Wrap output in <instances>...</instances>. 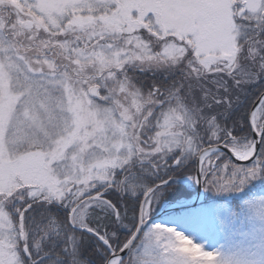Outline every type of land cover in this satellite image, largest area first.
I'll return each instance as SVG.
<instances>
[{"label": "snow or ice", "instance_id": "6c2138e0", "mask_svg": "<svg viewBox=\"0 0 264 264\" xmlns=\"http://www.w3.org/2000/svg\"><path fill=\"white\" fill-rule=\"evenodd\" d=\"M179 173L264 222V0H0V264H264L153 221Z\"/></svg>", "mask_w": 264, "mask_h": 264}, {"label": "rangeland", "instance_id": "374dc122", "mask_svg": "<svg viewBox=\"0 0 264 264\" xmlns=\"http://www.w3.org/2000/svg\"><path fill=\"white\" fill-rule=\"evenodd\" d=\"M183 182H185L191 190L196 193L195 183H193L189 177H186ZM205 193H207L208 198L210 197L212 200L217 199L218 201H222V198L215 195L213 192L207 191ZM252 199H260V195L254 196ZM215 202H213L209 207L193 212L191 214L192 216L186 218L185 220L178 221V226H175L177 230L184 232L185 235L191 236L197 243L203 244L205 249L208 251L236 253L241 249H244L253 253L258 262L262 258L259 252L258 238L264 236V222L259 219H255L246 214L241 218L237 228L229 236H225L224 233L220 231L205 232L190 223L191 218L197 214L209 213L217 207ZM248 202V200H243L238 207H245ZM220 206L225 208L233 207L232 205L224 202ZM164 207L165 204L163 200H161L160 203L155 206L153 215L161 213Z\"/></svg>", "mask_w": 264, "mask_h": 264}, {"label": "trees", "instance_id": "16d2710c", "mask_svg": "<svg viewBox=\"0 0 264 264\" xmlns=\"http://www.w3.org/2000/svg\"><path fill=\"white\" fill-rule=\"evenodd\" d=\"M174 175L176 176V174H174ZM187 176H188L187 174L180 173V175H178L177 177L184 178ZM177 177H176V179H177ZM177 189H182V190H185L187 192H190L191 195L190 196H182L178 200L173 199L172 197H173L174 193L177 191ZM192 196H193V192L190 191L189 189H187L185 186H183L181 184H173L172 188L165 193L164 198H165V200H167L169 202H182V201H185L187 199H190ZM207 206H209V205L201 206L199 208L194 209V211L193 210L192 211L191 210H183V211L176 212V213L168 216L162 222L163 223H169V224H172L174 226H176V225L178 226V221L185 220L186 218L192 216L191 215L192 212L202 210L203 208H206Z\"/></svg>", "mask_w": 264, "mask_h": 264}, {"label": "water", "instance_id": "95a60500", "mask_svg": "<svg viewBox=\"0 0 264 264\" xmlns=\"http://www.w3.org/2000/svg\"><path fill=\"white\" fill-rule=\"evenodd\" d=\"M204 198H205L204 187L200 184H197V195H196L195 200L192 202V204H188V205L184 203H179L177 205L167 204L160 215L153 217V221L157 223L160 221V219L164 218L165 216L171 213H174V212H177L183 209H192L200 205L201 199H204ZM233 199H239V197L238 196L227 197L225 198V202H231Z\"/></svg>", "mask_w": 264, "mask_h": 264}, {"label": "flooded vegetation", "instance_id": "af4514ba", "mask_svg": "<svg viewBox=\"0 0 264 264\" xmlns=\"http://www.w3.org/2000/svg\"><path fill=\"white\" fill-rule=\"evenodd\" d=\"M178 175H180V173H179V174H176V177H177ZM181 179H183V178L177 177L176 180H179V181H180ZM180 182H182V181H180ZM163 202L165 203V202H169V201L165 200V198H164V201H163ZM237 203H238V202H236V201H235V202L232 201V202L230 203V205L236 206Z\"/></svg>", "mask_w": 264, "mask_h": 264}]
</instances>
